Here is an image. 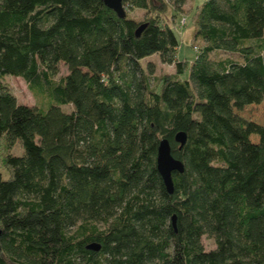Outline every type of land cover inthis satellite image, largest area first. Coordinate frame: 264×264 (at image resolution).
<instances>
[{
    "label": "trees",
    "instance_id": "obj_1",
    "mask_svg": "<svg viewBox=\"0 0 264 264\" xmlns=\"http://www.w3.org/2000/svg\"><path fill=\"white\" fill-rule=\"evenodd\" d=\"M165 1L187 0H123V15L103 0H0V264H264V0H205L191 63L159 19ZM153 54L175 68L154 87ZM6 76L43 101L19 104ZM261 105L263 123L244 116ZM162 139L183 165L171 194Z\"/></svg>",
    "mask_w": 264,
    "mask_h": 264
},
{
    "label": "rangeland",
    "instance_id": "obj_2",
    "mask_svg": "<svg viewBox=\"0 0 264 264\" xmlns=\"http://www.w3.org/2000/svg\"><path fill=\"white\" fill-rule=\"evenodd\" d=\"M205 0H187L182 6L180 11H175L169 4L165 1V9L160 12V20L166 23L174 32L178 41V50L176 54L177 59L184 60L185 62L191 63L194 59L195 54L200 49L201 44L199 41H193V31H194V17L197 9L203 4ZM130 16L137 18L142 17V13L137 10H133L128 13ZM263 47H264V35H263ZM264 51V49H263ZM147 63H150V69L148 71V76L150 78V84L153 87L160 82L161 78L165 75H174L175 68L173 64H163L157 54H153L146 57L141 61L143 67ZM152 70V72L150 71ZM67 73L65 65L59 64L58 74L52 79L57 81L62 76ZM187 75V74H186ZM182 76L181 78H183ZM4 82L14 95L16 101L19 104L33 106L40 104L43 100L41 98H36L34 94L30 91L27 83L20 77L6 76ZM69 109V106H66ZM244 116L254 120L258 123H263V108L261 106H250L245 109ZM7 144L0 141V171L5 175V170L2 167L4 158L8 154L6 149ZM11 154L20 155L22 153L20 145L14 144L10 150ZM204 248L206 250L212 249L214 247L213 242L207 238H202Z\"/></svg>",
    "mask_w": 264,
    "mask_h": 264
},
{
    "label": "water",
    "instance_id": "obj_3",
    "mask_svg": "<svg viewBox=\"0 0 264 264\" xmlns=\"http://www.w3.org/2000/svg\"><path fill=\"white\" fill-rule=\"evenodd\" d=\"M122 1L123 0H103L104 4L114 10L118 15H123V8H122ZM144 28V25H141L137 28L135 34L139 35V33ZM185 134L179 132L175 135V142L179 144L181 147L185 142ZM156 169L158 174L160 175L162 182L165 186V189L168 193H172L173 191V183H172V173H182L183 165L180 161L174 159L170 152L169 142L166 139H162L159 142L157 148V157H156ZM175 217L172 216V226L174 227L175 224ZM0 238H1V230H0ZM87 249L98 250V245H90Z\"/></svg>",
    "mask_w": 264,
    "mask_h": 264
}]
</instances>
